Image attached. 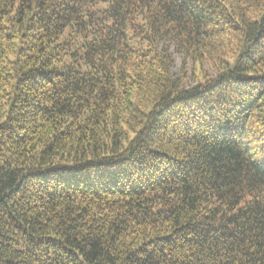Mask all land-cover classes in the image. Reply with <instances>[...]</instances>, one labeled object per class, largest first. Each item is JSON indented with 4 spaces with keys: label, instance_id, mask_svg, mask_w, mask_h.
Segmentation results:
<instances>
[{
    "label": "trees",
    "instance_id": "1",
    "mask_svg": "<svg viewBox=\"0 0 264 264\" xmlns=\"http://www.w3.org/2000/svg\"><path fill=\"white\" fill-rule=\"evenodd\" d=\"M0 264H264V0H0Z\"/></svg>",
    "mask_w": 264,
    "mask_h": 264
},
{
    "label": "rangeland",
    "instance_id": "2",
    "mask_svg": "<svg viewBox=\"0 0 264 264\" xmlns=\"http://www.w3.org/2000/svg\"><path fill=\"white\" fill-rule=\"evenodd\" d=\"M188 71L190 70V65H188ZM172 73L176 76L177 74L180 73V59L178 57H176L175 59V63L171 69Z\"/></svg>",
    "mask_w": 264,
    "mask_h": 264
}]
</instances>
